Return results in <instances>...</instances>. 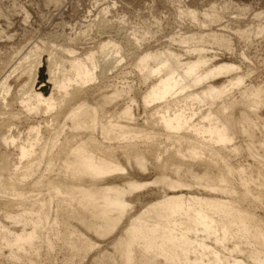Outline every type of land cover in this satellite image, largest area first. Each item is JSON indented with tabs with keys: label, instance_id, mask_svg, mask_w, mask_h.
Instances as JSON below:
<instances>
[{
	"label": "bare ground",
	"instance_id": "bare-ground-1",
	"mask_svg": "<svg viewBox=\"0 0 264 264\" xmlns=\"http://www.w3.org/2000/svg\"><path fill=\"white\" fill-rule=\"evenodd\" d=\"M189 13L196 20V13ZM206 20L213 22L215 16L206 14ZM206 23L208 21L199 25L206 26ZM206 37L220 46H229L222 34L209 33ZM201 38L202 35L197 34L183 40L199 41ZM102 48L103 78L119 62L129 60L132 53L128 50L122 53L110 40ZM65 51L74 54L72 50ZM163 54H147L135 66L149 81L141 97L142 104L145 108L153 107L158 114L152 122L155 130L145 134L130 126L135 118L133 102L118 106V101L122 100L119 90L108 94L86 88L94 79L93 73L75 59L68 62L71 70L63 69L60 77L57 68L60 63L51 54L42 55V62L29 70L24 81L15 84L17 89L7 97L11 71L0 80L3 94V102L0 101V179L36 178V186L47 181L55 196L61 197L58 211L60 209L79 226L99 236L115 231L126 219L122 235L114 243L123 264H215L213 260L204 262L202 251L198 253L203 246L221 260L218 251L225 248V237L213 231L218 223L214 216L222 228L235 230L244 242L251 239L258 244L247 253L255 264H264L263 221L222 198L227 188L220 170L214 177L193 172L195 160V163L201 161L206 171L223 162V155L238 149L231 132L238 121L250 141L255 140L251 117L258 118L256 110L264 105V86H244L243 75L237 74L238 66L221 64L198 75V70L208 63L207 59H197L181 68L176 59L170 63L164 60ZM150 62L153 65H149ZM67 72H72L74 78H69ZM235 72L227 86L220 88L208 84L201 90L202 83ZM235 88L239 96L229 102L222 101V97ZM86 99L98 105L87 104ZM196 102L208 105L205 115L193 110ZM215 105L218 106L217 115L212 112ZM260 122L264 130V118ZM182 142L188 145L183 146ZM202 149L207 153L204 158ZM147 161L151 162L152 169L160 171V177L152 183L160 184L162 191L150 203L147 200L142 204L141 195L133 193L146 184L137 183L133 177L136 169L147 170ZM36 202H40L39 199L32 200L33 204ZM138 202L141 203L138 210L128 215L130 203ZM39 207L37 221L26 236L3 232L0 227L2 243L11 249L25 250L23 244L32 243L36 229L48 221L50 204L47 207L40 202ZM192 223L195 229L190 227L181 232L177 228ZM196 231H200L205 240L211 237L214 246L190 237L189 233ZM82 241L87 247L90 245ZM181 248L184 251L179 257L176 251ZM190 252L195 255L193 259ZM5 258L12 263L18 260L12 252ZM226 264L245 263L241 258L229 256Z\"/></svg>",
	"mask_w": 264,
	"mask_h": 264
},
{
	"label": "rangeland",
	"instance_id": "rangeland-1",
	"mask_svg": "<svg viewBox=\"0 0 264 264\" xmlns=\"http://www.w3.org/2000/svg\"><path fill=\"white\" fill-rule=\"evenodd\" d=\"M189 11L196 13V20L191 18ZM206 14L215 16V20L209 22ZM205 21H208L206 26L199 25ZM209 33L224 35L229 46L223 47L213 39H206ZM197 34L202 35L199 41L184 42V37ZM108 40L118 45L122 53L125 50L132 53L129 60L119 62L103 78L100 64L104 55L102 45ZM65 49L72 50L74 54H67ZM154 53H164L162 58L169 63L176 59L177 66L181 68L197 59H207L208 63L198 70V75L221 64L238 66L237 74L243 75L244 86H264V0H0V80L13 71L8 79L10 93L7 97L17 89L15 84L22 83L28 71L42 62V55L51 54L60 63L57 66L60 77L63 69L71 70L68 62L75 59L93 73L94 79L86 88L108 94L119 90L122 100L118 101V106L133 102L135 118L131 121V128L142 132L140 134L153 132L152 122L158 114L153 107L145 108L142 104L141 97L149 81L135 66L143 56ZM235 74L220 75L202 83L201 90L208 84L220 88L227 86ZM66 75L74 78L72 72ZM237 96L238 89L235 88L224 95L222 101L229 102ZM2 97L0 89L1 102ZM86 102L94 107L98 105L93 100L86 99ZM193 110L205 115L208 105L196 102ZM212 112L217 115L218 106H213ZM256 114L258 118L251 117L254 141L251 142L243 133L242 124L238 121L231 129L238 149L223 155V162L206 171L203 163H195V160L193 172L214 177L220 170L227 188L222 198L249 211L264 223V130L260 122L264 118V105L256 110ZM182 143L183 146L188 145L187 142ZM203 145L208 146L205 142ZM202 152L204 158L207 153L204 149ZM150 161H147V166L151 167L144 172L136 169L133 177L137 183L146 184L133 193L141 195L142 204L147 200L150 203L162 191L160 184L152 183L160 177V171L152 169ZM35 181L36 178L0 179V227L3 232L26 236L37 221L40 202L51 206L47 224L36 229L32 243L23 244L25 250L11 249L0 239V264H123L114 243L122 235L121 228L126 225V219L105 236L87 231L76 220L69 219L66 213L58 211L61 197L55 196L47 181H42L39 186L34 185ZM35 199L40 202L33 204ZM138 203H130L132 207L127 210L128 215L138 210L141 206ZM214 218L218 223L213 231L225 237V248H219L221 260H218L201 246L198 253L202 251L204 262L213 260L215 264H226L232 256L241 258L245 264H255L247 251L258 244L251 239L244 242L235 230L222 228L218 218ZM190 227L195 229L196 226L192 223L177 228L185 232ZM189 235L197 242L205 241V245L214 246L212 238L205 240L200 231ZM82 239L90 245L87 247ZM183 251V248L181 251L178 249L177 256L180 257ZM10 252L18 259L15 263L5 258ZM194 257L190 252V258Z\"/></svg>",
	"mask_w": 264,
	"mask_h": 264
}]
</instances>
